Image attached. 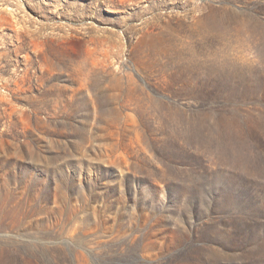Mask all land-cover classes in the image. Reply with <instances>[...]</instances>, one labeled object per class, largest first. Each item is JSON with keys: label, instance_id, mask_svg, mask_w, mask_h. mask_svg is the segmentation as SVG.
Here are the masks:
<instances>
[{"label": "rangeland", "instance_id": "rangeland-1", "mask_svg": "<svg viewBox=\"0 0 264 264\" xmlns=\"http://www.w3.org/2000/svg\"><path fill=\"white\" fill-rule=\"evenodd\" d=\"M0 264H264V0H0Z\"/></svg>", "mask_w": 264, "mask_h": 264}]
</instances>
